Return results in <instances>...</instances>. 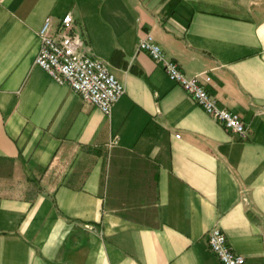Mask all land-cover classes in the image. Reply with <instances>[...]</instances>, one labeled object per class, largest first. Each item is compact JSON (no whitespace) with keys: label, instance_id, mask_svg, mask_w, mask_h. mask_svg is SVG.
Masks as SVG:
<instances>
[{"label":"crops","instance_id":"crops-1","mask_svg":"<svg viewBox=\"0 0 264 264\" xmlns=\"http://www.w3.org/2000/svg\"><path fill=\"white\" fill-rule=\"evenodd\" d=\"M67 13L124 88L108 117L34 65ZM146 34L246 139L136 52ZM214 228L264 264V0H0V264H220Z\"/></svg>","mask_w":264,"mask_h":264},{"label":"built area","instance_id":"built-area-1","mask_svg":"<svg viewBox=\"0 0 264 264\" xmlns=\"http://www.w3.org/2000/svg\"><path fill=\"white\" fill-rule=\"evenodd\" d=\"M37 37L39 47L34 65L44 70L56 84L69 87L85 104L108 117L114 104L124 94V88L104 63L92 57L80 32L75 30L71 14H65L56 26L51 17H46ZM136 52L146 54L170 81L225 131L241 140L247 138L248 130L240 116L218 104L211 92L212 80L206 72L186 75L149 34L138 40ZM179 137L175 135V138ZM206 243L220 264L243 263V256L233 251L221 230L214 228L208 231Z\"/></svg>","mask_w":264,"mask_h":264}]
</instances>
